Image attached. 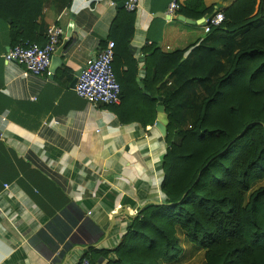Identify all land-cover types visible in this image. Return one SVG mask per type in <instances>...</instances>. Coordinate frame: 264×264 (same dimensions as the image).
<instances>
[{"label":"crops","instance_id":"crops-1","mask_svg":"<svg viewBox=\"0 0 264 264\" xmlns=\"http://www.w3.org/2000/svg\"><path fill=\"white\" fill-rule=\"evenodd\" d=\"M170 1L140 0L117 73L135 67L143 77L155 50L173 53L205 38L203 24L181 15L169 20ZM235 1L204 4L224 10ZM124 13V0H43L32 40L45 44L47 31L59 26L58 49L66 44L50 77L5 61L19 33L0 17V264H76L84 257L107 264L144 208L164 201L167 144L157 107L152 112L133 97L94 106L72 87L75 74L122 31L114 22Z\"/></svg>","mask_w":264,"mask_h":264},{"label":"trees","instance_id":"trees-1","mask_svg":"<svg viewBox=\"0 0 264 264\" xmlns=\"http://www.w3.org/2000/svg\"><path fill=\"white\" fill-rule=\"evenodd\" d=\"M42 5L43 0H0V17L19 33L12 47L34 43L30 29L41 19ZM220 11L225 20L203 40L173 53L155 50L143 77L135 67L117 73L115 64L132 38L128 25L135 12L114 22L122 30L111 40L121 103L133 97L155 112L162 98L169 124L164 201L144 208L107 264L176 260L183 252L176 227L206 251L207 264H264V186L254 187L264 179V0H236L224 10L188 0L179 15L198 21ZM228 55L226 69L218 59ZM197 84L202 93L193 90Z\"/></svg>","mask_w":264,"mask_h":264},{"label":"built area","instance_id":"built-area-1","mask_svg":"<svg viewBox=\"0 0 264 264\" xmlns=\"http://www.w3.org/2000/svg\"><path fill=\"white\" fill-rule=\"evenodd\" d=\"M183 6L182 0H171L166 11L169 20L178 18ZM124 8L128 12H136L140 8V0H124ZM225 15L222 11L205 19L203 29L206 34L212 27L223 23ZM64 33L59 26H53L47 31L44 45L23 43L11 47L4 53L7 62H16L26 73L36 76H52L51 63ZM115 43L108 41L87 64L78 77L74 88L76 94L94 106H115L121 103L122 87L114 70ZM76 264H93L88 257L82 258Z\"/></svg>","mask_w":264,"mask_h":264},{"label":"rangeland","instance_id":"rangeland-1","mask_svg":"<svg viewBox=\"0 0 264 264\" xmlns=\"http://www.w3.org/2000/svg\"><path fill=\"white\" fill-rule=\"evenodd\" d=\"M221 45V44H219ZM223 46V45H221ZM235 51V50H234ZM232 60V55L224 56L223 58H219L218 61L220 64L225 65L227 69ZM193 90H197L199 93H202V87L197 84V86H193ZM185 128L189 127V125L184 126ZM179 141L178 138H176ZM264 186V179L260 180L257 184H255V188ZM176 238L180 245L183 248L182 254L171 262H162L161 264H207L206 260V251L194 243H192L187 237L186 234L180 230V228L176 227Z\"/></svg>","mask_w":264,"mask_h":264},{"label":"water","instance_id":"water-1","mask_svg":"<svg viewBox=\"0 0 264 264\" xmlns=\"http://www.w3.org/2000/svg\"><path fill=\"white\" fill-rule=\"evenodd\" d=\"M180 20L184 21L186 23H190V24H203L205 22V18H203L201 20H198V21H194L192 19H187L184 16H181ZM73 27H74V25L71 24L69 29H68V32H67V37H70L72 35ZM65 46H66V44L63 45L62 47H60L59 49H57L55 55L52 58L51 70L53 69V72H55L56 68L61 63L60 56H61L62 51L64 50ZM82 71H79V72H77L75 74V77H74V80H73V83H72V87L75 88L77 80H78V77L80 76ZM157 112H158V116H157L156 127L160 131V133L165 137L166 136V132H167V126L169 124V119H168V115L165 113V109H164V106L162 104V98L159 99V102H158V105H157Z\"/></svg>","mask_w":264,"mask_h":264}]
</instances>
